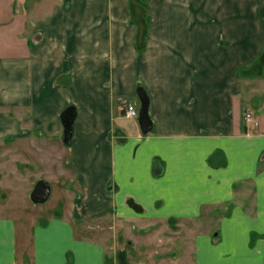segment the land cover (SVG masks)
<instances>
[{
	"label": "crops",
	"instance_id": "0c3cea01",
	"mask_svg": "<svg viewBox=\"0 0 264 264\" xmlns=\"http://www.w3.org/2000/svg\"><path fill=\"white\" fill-rule=\"evenodd\" d=\"M262 85L264 0H0V139L61 203L9 215L0 185V264H264Z\"/></svg>",
	"mask_w": 264,
	"mask_h": 264
},
{
	"label": "rangeland",
	"instance_id": "374dc122",
	"mask_svg": "<svg viewBox=\"0 0 264 264\" xmlns=\"http://www.w3.org/2000/svg\"><path fill=\"white\" fill-rule=\"evenodd\" d=\"M251 86H255V84H252L249 87ZM256 86L259 88V85ZM124 103L126 102L122 103V107L124 106ZM137 104L139 105V102ZM243 107V111L246 114H250L252 118L257 117L251 107H248L245 104H243ZM29 141L30 140H28V142ZM23 148L21 140L14 138L0 139V185L4 195V211H6L9 215L19 216L23 219L30 220L36 216V208L28 199L29 191L31 190L34 182L38 179V171H43V174L49 178L51 176L47 175V171L50 170L51 167L34 165L32 163V152ZM40 178L45 177L41 176ZM50 182L51 185H56L55 182ZM56 202L59 205L61 204L58 203V198L54 197L53 200L44 205L47 207L54 206ZM110 223L109 219H93L90 223H88L89 225L87 229L85 226L78 227V229H86L89 235H94L98 238L101 236L102 232H105V234L103 233L104 241L107 244L112 245V241H115L116 231L112 232L111 228H108ZM132 226L134 225L132 224ZM117 232L122 241V233L119 231ZM132 232L137 233L135 227H133Z\"/></svg>",
	"mask_w": 264,
	"mask_h": 264
},
{
	"label": "water",
	"instance_id": "95a60500",
	"mask_svg": "<svg viewBox=\"0 0 264 264\" xmlns=\"http://www.w3.org/2000/svg\"><path fill=\"white\" fill-rule=\"evenodd\" d=\"M136 96L139 102L138 124L143 134L149 132L152 127L148 113L149 97L142 85L136 86ZM76 118V109L73 105H68L59 114V119L63 128L62 142L69 145L73 134V125ZM51 195V185L43 178L37 179L28 194L29 201L34 205H42L48 201Z\"/></svg>",
	"mask_w": 264,
	"mask_h": 264
},
{
	"label": "built area",
	"instance_id": "2783aa9c",
	"mask_svg": "<svg viewBox=\"0 0 264 264\" xmlns=\"http://www.w3.org/2000/svg\"><path fill=\"white\" fill-rule=\"evenodd\" d=\"M124 117L126 118H137L138 117V109L136 108V106L130 102H126L125 103V110H124ZM246 119L248 121H251L252 120V117L250 114H246L245 115ZM254 125H257V122L256 121H253Z\"/></svg>",
	"mask_w": 264,
	"mask_h": 264
},
{
	"label": "trees",
	"instance_id": "16d2710c",
	"mask_svg": "<svg viewBox=\"0 0 264 264\" xmlns=\"http://www.w3.org/2000/svg\"><path fill=\"white\" fill-rule=\"evenodd\" d=\"M132 8H133V6H131ZM132 10V9H131ZM131 12H133V16H134V8H133V11H131ZM139 30H140V28H139ZM141 44H142V38H141V42H140ZM142 49V47H138V50L140 51Z\"/></svg>",
	"mask_w": 264,
	"mask_h": 264
}]
</instances>
